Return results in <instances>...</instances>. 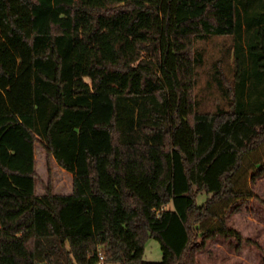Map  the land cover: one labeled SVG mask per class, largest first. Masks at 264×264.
<instances>
[{
    "label": "trees",
    "instance_id": "trees-1",
    "mask_svg": "<svg viewBox=\"0 0 264 264\" xmlns=\"http://www.w3.org/2000/svg\"><path fill=\"white\" fill-rule=\"evenodd\" d=\"M243 31L199 110L195 40ZM36 142L70 193L35 192ZM263 174L264 0H0V264H141L150 238L197 264Z\"/></svg>",
    "mask_w": 264,
    "mask_h": 264
},
{
    "label": "rangeland",
    "instance_id": "rangeland-1",
    "mask_svg": "<svg viewBox=\"0 0 264 264\" xmlns=\"http://www.w3.org/2000/svg\"><path fill=\"white\" fill-rule=\"evenodd\" d=\"M241 43L247 56L248 36L243 31L239 38L232 35H210L197 38L194 49L199 56L195 64L196 81L194 97L201 111H214L227 106V97L220 87V72L228 79L235 70V44ZM247 64V63H246ZM34 164L37 178L35 192H44L47 184L53 192L67 193L72 185V174L58 165L39 142L34 146ZM258 198L243 202L238 211L229 215L227 223L240 233L236 237L215 236L208 238L196 253L197 264H264V174L253 182ZM205 194L197 196L203 202ZM162 251L159 242L150 238L146 241L141 264L160 261ZM105 264H122L106 262Z\"/></svg>",
    "mask_w": 264,
    "mask_h": 264
},
{
    "label": "built area",
    "instance_id": "built-area-1",
    "mask_svg": "<svg viewBox=\"0 0 264 264\" xmlns=\"http://www.w3.org/2000/svg\"><path fill=\"white\" fill-rule=\"evenodd\" d=\"M98 255H99V258L96 264H105L106 262H105L103 253L101 251H98Z\"/></svg>",
    "mask_w": 264,
    "mask_h": 264
},
{
    "label": "crops",
    "instance_id": "crops-1",
    "mask_svg": "<svg viewBox=\"0 0 264 264\" xmlns=\"http://www.w3.org/2000/svg\"><path fill=\"white\" fill-rule=\"evenodd\" d=\"M72 191V185H71V188H70V191L69 192H67V193H70ZM57 193V192H56ZM67 193H65V194H67ZM39 194V193H38ZM41 194V193H40Z\"/></svg>",
    "mask_w": 264,
    "mask_h": 264
},
{
    "label": "water",
    "instance_id": "water-1",
    "mask_svg": "<svg viewBox=\"0 0 264 264\" xmlns=\"http://www.w3.org/2000/svg\"><path fill=\"white\" fill-rule=\"evenodd\" d=\"M38 264H47L46 262H39Z\"/></svg>",
    "mask_w": 264,
    "mask_h": 264
}]
</instances>
